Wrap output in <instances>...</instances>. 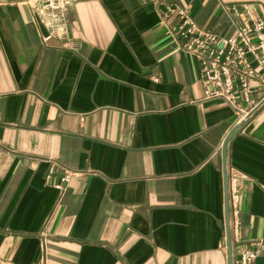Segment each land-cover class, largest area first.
<instances>
[{"label":"crops","instance_id":"1","mask_svg":"<svg viewBox=\"0 0 264 264\" xmlns=\"http://www.w3.org/2000/svg\"><path fill=\"white\" fill-rule=\"evenodd\" d=\"M35 4L0 0V264H264V104L202 101L172 12L233 37L264 0H76L62 37Z\"/></svg>","mask_w":264,"mask_h":264},{"label":"built area","instance_id":"2","mask_svg":"<svg viewBox=\"0 0 264 264\" xmlns=\"http://www.w3.org/2000/svg\"><path fill=\"white\" fill-rule=\"evenodd\" d=\"M34 1V9L51 37H62L68 12L76 0ZM172 12L181 20L176 33L184 41L182 49L200 62L205 82L202 101L222 102L237 115L238 124L247 123L264 104V15L253 4L232 6L231 12L241 26L236 36L223 37L202 29L181 7ZM260 94L262 98L256 100ZM70 178L68 175L64 181ZM242 178L245 177L235 176L229 184V206L236 220L242 201ZM259 255V250H244L239 264H253Z\"/></svg>","mask_w":264,"mask_h":264},{"label":"water","instance_id":"3","mask_svg":"<svg viewBox=\"0 0 264 264\" xmlns=\"http://www.w3.org/2000/svg\"><path fill=\"white\" fill-rule=\"evenodd\" d=\"M238 129V128H237ZM226 177V200H227V219H228V238L230 240V228H229V194H228V180H227V174L225 173ZM230 255H231V248H230Z\"/></svg>","mask_w":264,"mask_h":264}]
</instances>
